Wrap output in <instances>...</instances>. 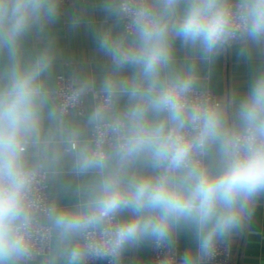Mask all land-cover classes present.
<instances>
[{
	"label": "clouds",
	"instance_id": "clouds-1",
	"mask_svg": "<svg viewBox=\"0 0 264 264\" xmlns=\"http://www.w3.org/2000/svg\"><path fill=\"white\" fill-rule=\"evenodd\" d=\"M250 241L264 0H0V264H220Z\"/></svg>",
	"mask_w": 264,
	"mask_h": 264
},
{
	"label": "crops",
	"instance_id": "crops-1",
	"mask_svg": "<svg viewBox=\"0 0 264 264\" xmlns=\"http://www.w3.org/2000/svg\"><path fill=\"white\" fill-rule=\"evenodd\" d=\"M70 47L76 51L87 52L89 49V45L82 38H78L73 40L70 44ZM234 72L236 70L233 67V64L224 60L218 70L219 80H218V88L223 90L231 80ZM264 241L260 242L258 245L253 242H244L242 245L237 244L233 248L234 256L233 262L234 264H259V261L262 257H264Z\"/></svg>",
	"mask_w": 264,
	"mask_h": 264
},
{
	"label": "built area",
	"instance_id": "built-area-1",
	"mask_svg": "<svg viewBox=\"0 0 264 264\" xmlns=\"http://www.w3.org/2000/svg\"><path fill=\"white\" fill-rule=\"evenodd\" d=\"M233 256H234L233 250L224 253L223 256L221 257L220 264H234Z\"/></svg>",
	"mask_w": 264,
	"mask_h": 264
}]
</instances>
